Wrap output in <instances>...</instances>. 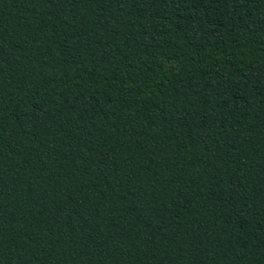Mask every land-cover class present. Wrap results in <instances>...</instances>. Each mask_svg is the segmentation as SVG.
<instances>
[{"label":"trees","instance_id":"trees-1","mask_svg":"<svg viewBox=\"0 0 264 264\" xmlns=\"http://www.w3.org/2000/svg\"><path fill=\"white\" fill-rule=\"evenodd\" d=\"M0 264H264V0H0Z\"/></svg>","mask_w":264,"mask_h":264}]
</instances>
